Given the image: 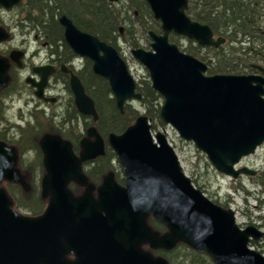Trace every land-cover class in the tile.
Segmentation results:
<instances>
[{"label":"water","instance_id":"1","mask_svg":"<svg viewBox=\"0 0 264 264\" xmlns=\"http://www.w3.org/2000/svg\"><path fill=\"white\" fill-rule=\"evenodd\" d=\"M21 0H0L9 9ZM117 3L120 0H109ZM162 33L149 32L151 50L136 48L134 59L148 72L153 89L164 99L160 117L181 139L193 143L220 173L238 179L256 171L237 168L241 161L264 144V67L258 74L207 75V65L183 52L170 41L174 34L201 47L219 48L223 37L215 38L208 25L188 14L189 0H146ZM64 39L76 56L89 59L96 75L106 79L123 112L129 101H140L137 83L117 49L80 30L66 15L59 19ZM125 28L121 27V35ZM8 33L0 27V42ZM24 53L14 50L10 59L21 66ZM10 64L0 56V90L9 81ZM27 83L35 96L46 101L44 90L56 71L52 65L33 68ZM69 86L78 112L98 121L93 99L78 75L67 65ZM146 116L122 135L109 137L124 168L126 186L120 187L110 173L97 199L87 185L81 164L105 154V141L95 127L81 142L76 155L70 142L45 135L41 140L47 171L42 181L43 196L51 195L45 213L26 217L12 208L7 192L0 188V264H168L141 248L173 249L185 241L198 251L208 252L215 264H264V256L249 248L250 239L263 233L253 226L242 229L235 213L210 200L183 172L181 162L166 134L153 136ZM15 149L0 141V182L23 183L15 168ZM71 181L87 186L76 198ZM153 215L167 225L170 233L159 236L145 219ZM75 260H69L68 254Z\"/></svg>","mask_w":264,"mask_h":264},{"label":"trees","instance_id":"2","mask_svg":"<svg viewBox=\"0 0 264 264\" xmlns=\"http://www.w3.org/2000/svg\"><path fill=\"white\" fill-rule=\"evenodd\" d=\"M16 7H19L18 13L21 16L19 26L22 29H34L36 37L44 41L58 68L54 80L63 83L68 92V97L66 96L65 103L61 106L62 113H47L34 108L25 125L10 123L0 130V140L15 149V167L20 169L23 181L27 180L29 183L27 171L31 181L30 191H26L20 183L4 180L0 183V188L9 195L15 211L24 208L29 213L28 216L34 218L43 215L49 205V200L46 201L41 191L42 181L47 174L41 147V140L45 135L59 136L70 142L74 153L79 156L81 142L87 130L90 127L96 128L105 141V154L84 162L81 166L88 185L98 189L103 185L105 176L115 174L116 165L123 168L110 146L109 137L112 134L122 135L141 116L130 102L125 104L123 112L118 109L108 81L94 73L89 59H83L78 70H75L76 66L72 64L79 58L66 44L59 19L66 15L80 30L115 47L121 57L117 47L119 39H124L132 47L141 48V42L149 40L150 31L161 34L162 29L146 0H120L117 3L109 0H22L14 8ZM186 12L194 21L208 25L216 38L225 39V43L219 48L201 47L189 41V46L182 50L204 61L208 67L207 75L259 73L252 65L255 64L253 62H264V0H189ZM121 27L125 28L123 35ZM174 36L176 35H171L170 39L176 41ZM0 55L5 54L0 52ZM3 58L8 60L9 57L5 55ZM10 63L8 84L0 91V117L1 99L26 90L14 73V68L18 70V65ZM63 63L70 65L80 78L86 93L93 99L99 116L97 122L77 111L69 87V76L59 69ZM148 78L149 76L138 82L137 92L142 97L140 102L144 115L152 122V129H155L157 122L163 125L160 117L162 97L153 89ZM29 153L32 155L30 159L25 157ZM192 182L200 190L197 182ZM255 182L264 185L263 180L257 179ZM84 187L72 181L69 184V190L76 198L86 192ZM146 223L159 236L170 233L167 225L153 215L146 217ZM142 248L156 258H165L168 264H215L208 252L198 251L181 240L169 250L152 249L149 244Z\"/></svg>","mask_w":264,"mask_h":264},{"label":"rangeland","instance_id":"3","mask_svg":"<svg viewBox=\"0 0 264 264\" xmlns=\"http://www.w3.org/2000/svg\"><path fill=\"white\" fill-rule=\"evenodd\" d=\"M20 3L15 6L20 5ZM15 6L9 9H5L4 7L0 8V24L8 33V39L0 42V52H3L5 55H7V57H9L7 58V62L10 64V61L12 62V60L10 59L11 52L20 48H24V50H26L25 63L27 65L31 63L30 69L33 67L32 65L43 63L48 64L47 60L50 58V55L48 53L49 49L46 48V44L43 40H41V38L38 39L36 37L37 35L34 33V31L28 33L30 32V29H22L21 26H19L21 16H19L18 13L19 7L14 8ZM22 31H26V35H24ZM174 37L176 38V41L171 39L170 41L177 44L181 50L184 51L189 46V40H187L186 38L179 36ZM151 43L152 40L149 38L148 41H142L140 47L146 50H151ZM117 47L119 52L122 54V57L129 65L130 72L135 78L137 84L141 79H147V77L149 76L147 70L141 64H139L131 54V51L136 48L125 42L124 39H119L117 41ZM0 56L4 57L2 55ZM253 63L255 64H253L252 66L260 73L256 66L264 67V62L260 61L257 63ZM30 69H22L18 67L17 70L14 68L15 76L17 75L18 77L17 80L25 87V78L28 76V74H31ZM52 85L54 88H52L51 90ZM49 90H51L52 93L53 91L59 93L60 98H62V104L64 103L65 97L67 96L68 92L65 89L63 83H61L60 81L55 82L53 76L50 78ZM26 98H29V100L27 101L28 103L26 102ZM38 101L39 100L35 97V95H33L32 91L30 90H27L21 95L17 94L15 96L13 95L12 97L4 98L1 107L2 117H0V130L1 127L3 128L4 126H8L10 123H16V125H25L29 119L30 112L33 110V108L35 107V103H38ZM130 103L133 105V107L138 109L141 116H145V111L140 101H130ZM163 103L164 99L161 98V108L163 106ZM62 112L63 109L60 108L58 113L60 114ZM24 117L25 119H22ZM152 133L153 136H155L157 133L166 134L170 145L174 148L177 156L179 157L183 172L192 181L197 182L198 186L201 187L200 190H202L210 200H212L225 210L233 211L235 213L236 223L239 225V227H241L242 229H246L247 227L253 226L258 231L264 233V185H259V183L255 182L257 179L264 181V144L258 148L255 154L244 158L237 167H247L253 171H256V174L254 176L242 175L238 179H233L231 176H226L218 172L209 162L204 153L198 151L193 143H188L181 139L176 130L171 126H166L164 124L161 125L157 122L156 128L152 129ZM25 157L30 159V157L32 158V155L29 153L25 155ZM116 166L117 168L114 169L115 174H113L118 177L117 180L121 179L117 182L124 183V168H121L118 165ZM16 169L20 171L18 167ZM26 174L29 183L26 180V182L23 181V183L20 184L25 188L26 191H30L29 189L31 187V181L28 171L26 172ZM108 176L109 175L105 176V178ZM98 189L94 187L93 195L95 196V199H97L98 197ZM41 191L43 192L42 186ZM82 195L83 194H81L80 197ZM50 196L51 195L49 194V196L46 197V201H50ZM17 212L26 217L29 214L27 211H25L24 208H19ZM262 238L263 237H261L260 239H254L255 241H250L248 245L249 248L253 249L256 252H263L264 254V238ZM260 241L261 243L260 245H258Z\"/></svg>","mask_w":264,"mask_h":264},{"label":"flooded vegetation","instance_id":"4","mask_svg":"<svg viewBox=\"0 0 264 264\" xmlns=\"http://www.w3.org/2000/svg\"><path fill=\"white\" fill-rule=\"evenodd\" d=\"M174 35V34H173ZM67 44V43H66ZM45 45V44H44ZM46 46V45H45ZM46 48H48L47 46H46ZM17 50H20V51H23V53L25 52V56L24 57H22V62H21V66H19L18 65V67L19 68H22V69H27V68H29L30 69V66H31V63L29 64V65H27L26 63H25V58H26V50H24V48H20V49H17ZM48 53H49V55H50V58L47 60L48 61V64H45V63H43V64H38V65H32L33 67L30 69V71H31V74L29 75L28 74V76L25 78V83H26V91L27 90H30V91H32V93H33V95H35V91H36V88H34V87H32V85L31 84H29V83H27L26 81H27V79L29 78V77H32V78H35L36 79V81H39V78L36 76V75H34L33 74V68H35V67H39V66H45V65H52L53 67H55V69H56V71L53 73V79H54V75L56 74V72H57V70H58V68H57V66H56V62H54V57L53 56H51V54H50V51L48 50ZM74 53V52H73ZM78 57V56H77ZM79 58V57H78ZM82 58H79L77 61H75L74 62V64H72V65H74V66H76V68H75V70H78V68L77 67H79L80 66V63H82ZM12 63L13 64H16L15 62H13L12 61ZM64 64V63H63ZM63 64H61L60 65V71H61V66L63 65ZM10 65H11V63H10ZM17 65V64H16ZM65 65H67V64H65ZM68 66V65H67ZM69 68H70V65L68 66ZM71 69V68H70ZM73 70V69H72ZM75 72V71H74ZM30 73V72H29ZM65 74V73H64ZM51 76V77H52ZM50 77V78H51ZM50 78H49V82H48V84H47V86L45 87V90H44V96H45V98L46 99H54V102H52L51 100H48V101H46V100H44V99H39V98H37L36 96V98L39 100L38 101V103L36 102L35 103V107L34 108H36V109H38V110H41V111H44V112H47V113H56V114H59L58 112H59V109L61 108V106L65 103V101H64V103L62 104V98H60V94L59 93H57L56 91H53V93L51 92V90H52V88H54L53 87V85L51 86V90H49V87H50ZM56 82V81H55ZM65 86V85H64ZM48 87V88H47ZM70 87V86H69ZM25 91V92H26ZM70 91H71V89H70ZM25 92H21L20 93V95L21 94H23V93H25ZM71 95H72V97H73V100H74V96H73V94H72V92H71ZM8 97H12V96H8ZM67 97H68V94H67ZM3 98H5V97H3ZM3 98L1 99V102L3 103ZM65 99H66V97H65ZM29 100V98H26V102ZM25 102V103H26ZM28 103V102H27ZM74 105H75V100H74ZM76 107V106H75ZM33 108V109H34ZM77 109V108H76ZM78 111V110H77ZM82 115V114H81ZM84 116V115H83ZM86 117H90V116H86ZM92 118V117H91ZM93 119V118H92ZM91 128V127H90ZM89 128V129H90ZM88 129V130H89ZM88 130H87V134H86V136L84 137V138H88ZM124 172V171H123ZM117 176L116 175H114V180H116L115 182H116V184L117 185H119L120 187H125L126 186V181L122 184V183H120V182H117L118 180H117ZM107 179V177L105 178V180ZM125 179V178H124ZM87 185H88V182H87ZM86 187V189H87V186H85ZM145 221H146V219H145ZM146 243H144V244H142L141 245V248H142V246L143 245H145ZM149 244V243H148ZM149 246H150V244H149ZM143 249V248H142ZM152 249H155V248H152ZM144 250V249H143ZM145 251V250H144ZM145 252H147V251H145ZM147 253H149V252H147ZM150 254V253H149ZM151 255V254H150ZM152 256V255H151ZM154 257V256H153ZM67 258L69 259V260H75V256H74V254H72V253H70V254H68V256H67ZM154 258H156V257H154Z\"/></svg>","mask_w":264,"mask_h":264},{"label":"bare ground","instance_id":"5","mask_svg":"<svg viewBox=\"0 0 264 264\" xmlns=\"http://www.w3.org/2000/svg\"><path fill=\"white\" fill-rule=\"evenodd\" d=\"M31 31L33 32L34 29H30V32H28V33H31ZM22 32H23L24 35H26V31H22Z\"/></svg>","mask_w":264,"mask_h":264}]
</instances>
